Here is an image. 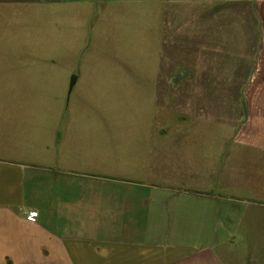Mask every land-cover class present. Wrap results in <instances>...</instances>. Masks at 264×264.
I'll return each mask as SVG.
<instances>
[{"label":"crops","instance_id":"obj_1","mask_svg":"<svg viewBox=\"0 0 264 264\" xmlns=\"http://www.w3.org/2000/svg\"><path fill=\"white\" fill-rule=\"evenodd\" d=\"M38 1L0 0V22L9 7ZM144 2L162 52L151 88L161 124L173 117L175 129L137 148L65 145L56 154L25 147L12 133L22 116L0 113V264H264L257 231L240 246L227 241L224 232H236L228 227L167 231L177 214L161 210L168 198L210 201L216 183L262 193L264 0ZM87 137L77 134L81 144ZM177 232L211 241L163 240Z\"/></svg>","mask_w":264,"mask_h":264},{"label":"rangeland","instance_id":"obj_2","mask_svg":"<svg viewBox=\"0 0 264 264\" xmlns=\"http://www.w3.org/2000/svg\"><path fill=\"white\" fill-rule=\"evenodd\" d=\"M38 3L9 7L8 20L0 22V113L22 116L21 128L12 133L25 147L49 146L45 150L56 154L65 145L137 148L148 144L155 130L175 129L173 117L161 124L151 88L159 80L162 52L158 22L145 29L148 2ZM148 15L154 18L153 12ZM83 131L88 137L81 144L77 134ZM232 183L210 186V201L165 199L161 210L177 214L175 223L167 218V231L192 224L228 227L236 232H224L227 241L239 246L257 231L264 262V183L258 196ZM32 214L34 219L26 214L30 222L37 217ZM164 235V241H211L184 232Z\"/></svg>","mask_w":264,"mask_h":264},{"label":"built area","instance_id":"obj_3","mask_svg":"<svg viewBox=\"0 0 264 264\" xmlns=\"http://www.w3.org/2000/svg\"><path fill=\"white\" fill-rule=\"evenodd\" d=\"M30 217H31L32 219H34L35 215H34V214H31Z\"/></svg>","mask_w":264,"mask_h":264},{"label":"water","instance_id":"obj_4","mask_svg":"<svg viewBox=\"0 0 264 264\" xmlns=\"http://www.w3.org/2000/svg\"><path fill=\"white\" fill-rule=\"evenodd\" d=\"M73 85H71L70 89H72Z\"/></svg>","mask_w":264,"mask_h":264}]
</instances>
